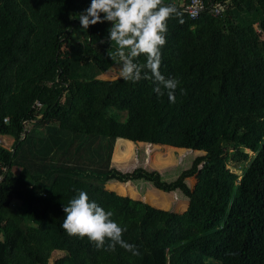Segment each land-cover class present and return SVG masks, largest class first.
<instances>
[{
  "label": "trees",
  "instance_id": "trees-1",
  "mask_svg": "<svg viewBox=\"0 0 264 264\" xmlns=\"http://www.w3.org/2000/svg\"><path fill=\"white\" fill-rule=\"evenodd\" d=\"M178 1L164 0L184 23L168 21L160 69L187 90L173 104L150 80L97 79L116 63L110 22L81 29L91 0H0V136L14 139L0 146V264H49L54 252L64 255L53 264H264V0H203L196 20ZM119 139L201 154L168 182L112 167ZM110 181L179 191L187 208L119 195ZM79 191L113 211L140 255L66 233Z\"/></svg>",
  "mask_w": 264,
  "mask_h": 264
},
{
  "label": "clouds",
  "instance_id": "clouds-1",
  "mask_svg": "<svg viewBox=\"0 0 264 264\" xmlns=\"http://www.w3.org/2000/svg\"><path fill=\"white\" fill-rule=\"evenodd\" d=\"M172 18L184 23L176 7L164 0H91L78 16L84 32L90 26L110 22L108 56L119 66L120 77L132 83L150 80L157 96L167 95L174 104L177 90L181 96L187 95V90L180 87L179 79L166 77L160 70L161 50L167 43L168 21ZM140 56L146 58L145 62H138ZM63 210L66 216L61 227L69 236L86 237L98 250L111 252L119 245L132 255H140L137 246L123 238L127 228L113 219V211L90 200L87 192L79 191Z\"/></svg>",
  "mask_w": 264,
  "mask_h": 264
},
{
  "label": "rangeland",
  "instance_id": "rangeland-1",
  "mask_svg": "<svg viewBox=\"0 0 264 264\" xmlns=\"http://www.w3.org/2000/svg\"><path fill=\"white\" fill-rule=\"evenodd\" d=\"M177 0H173L175 3ZM183 0H179L177 4H181ZM75 39L78 40L75 34ZM79 39H82L79 38ZM88 67L77 71L80 75L88 77ZM89 75H91L89 73ZM97 79L110 81L121 79L119 75V66L116 64L105 75ZM3 145L6 149H11L14 139L2 136ZM201 152L186 149H179L167 146L152 145L146 143H134L129 140L119 139L114 145L111 153L112 167L128 172L136 167H142L149 171L156 172L161 175L164 181H173L180 172L187 170L193 158L199 156ZM251 155L250 152H248ZM243 165V168H246ZM196 184L195 179L187 181V186L193 188ZM105 188L115 191L119 195L129 196L139 199L145 203H149L159 209H165L176 213H183L188 204V200L179 191L165 193L155 189L150 183L145 181L119 183L110 181L105 184ZM63 252H54L51 256L49 264H53L56 260L62 258Z\"/></svg>",
  "mask_w": 264,
  "mask_h": 264
},
{
  "label": "built area",
  "instance_id": "built-area-1",
  "mask_svg": "<svg viewBox=\"0 0 264 264\" xmlns=\"http://www.w3.org/2000/svg\"><path fill=\"white\" fill-rule=\"evenodd\" d=\"M204 10H205V4H204L203 0H189L187 6L184 8V12L192 20L199 19L202 12H204ZM222 10H223L222 7L216 6L215 8H213L211 13L215 17V16L220 15ZM35 108L41 109L42 105L40 103H37ZM0 146L4 147L2 136H0ZM1 181H2V179L0 177V183H1Z\"/></svg>",
  "mask_w": 264,
  "mask_h": 264
}]
</instances>
